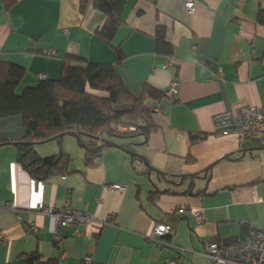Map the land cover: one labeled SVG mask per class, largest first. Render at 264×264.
<instances>
[{
	"label": "crops",
	"instance_id": "obj_1",
	"mask_svg": "<svg viewBox=\"0 0 264 264\" xmlns=\"http://www.w3.org/2000/svg\"><path fill=\"white\" fill-rule=\"evenodd\" d=\"M187 1L124 0L110 46L97 35L106 16L92 0L83 13L79 0H0V63L26 70L19 91L58 80L66 56L114 65L113 47L122 52L115 69L132 97L178 83L171 98L144 95L159 112L148 132L112 144L67 134L37 144L41 158L71 159L44 181L22 167L16 146L3 143L24 137L22 118L0 120V264H31L34 256L52 264H213L206 243L264 231V134L240 139L214 128L223 112L240 119L264 107V0H193L192 13ZM158 29L168 53L157 47ZM81 145L104 148L91 153ZM40 208L90 220L56 230ZM161 223L173 230L158 246L149 238Z\"/></svg>",
	"mask_w": 264,
	"mask_h": 264
},
{
	"label": "trees",
	"instance_id": "obj_2",
	"mask_svg": "<svg viewBox=\"0 0 264 264\" xmlns=\"http://www.w3.org/2000/svg\"><path fill=\"white\" fill-rule=\"evenodd\" d=\"M90 2L79 0L80 12L86 11ZM123 2L92 0L93 8L106 16L97 35L107 45L111 44L122 24ZM156 42L159 50L168 53L169 47L163 40L161 29H158ZM113 53L114 65H96L79 57L66 56L58 80L41 79L21 91L19 87L25 80L26 70L0 63V120L20 116L25 126L24 137L3 143L16 146L18 162L36 180L44 181L54 171L63 173L71 163L70 157L64 153L41 158L34 149L38 142L60 140L67 133L75 132L104 143L112 138H132L142 130L145 133L151 129V115L158 107L146 105L144 95L159 98L164 93L145 89L139 98L132 97L115 69L121 63L122 52L119 47H113ZM166 224L171 227L170 234L164 238L167 241L173 227L171 223ZM30 263L52 264L40 261L37 256L32 257Z\"/></svg>",
	"mask_w": 264,
	"mask_h": 264
},
{
	"label": "built area",
	"instance_id": "obj_3",
	"mask_svg": "<svg viewBox=\"0 0 264 264\" xmlns=\"http://www.w3.org/2000/svg\"><path fill=\"white\" fill-rule=\"evenodd\" d=\"M186 10H194V1L186 3ZM264 66V56L261 60ZM178 93V83L173 82L164 92L165 98H171ZM154 113H159L158 108ZM215 132L220 136L236 135L240 139H248L264 134V107L261 109L245 110L243 117L236 118L231 112H223L214 119ZM121 129V128H120ZM123 130V128L121 129ZM119 189V187H115ZM43 210V209H42ZM43 212L53 216L56 230L68 225L77 226L87 222L90 218L83 212L70 209L51 210L44 208ZM197 222H201L199 213H194ZM171 232L169 224L161 223L154 226L149 240L155 245H163V239ZM204 254L213 264H264V231L251 230L246 235L237 238L233 243L209 242L205 244ZM90 259H85L83 264H91ZM177 260H169L167 264H178Z\"/></svg>",
	"mask_w": 264,
	"mask_h": 264
},
{
	"label": "water",
	"instance_id": "obj_4",
	"mask_svg": "<svg viewBox=\"0 0 264 264\" xmlns=\"http://www.w3.org/2000/svg\"><path fill=\"white\" fill-rule=\"evenodd\" d=\"M67 135H70V136H72V137H74L75 139H77V140H79V134L78 133H75V132H70V133H67ZM81 146H83V148H85L88 152H91V153H93V152H98L99 150H101L102 148H104L103 146H101V147H98V148H95V150H89V149H87V147L86 146H84V145H81ZM104 146H112L111 144H105ZM132 156H134V157H136V158H138L139 156L138 155H136V154H134V153H130ZM140 158V157H139ZM142 159V158H141ZM226 159V158H225ZM208 169L209 168H207L206 170H204V175H206V172L208 171ZM158 174H159V176H161L162 178H164V175L163 174H161V173H159V172H157ZM169 183H171V184H174V182H171V181H168Z\"/></svg>",
	"mask_w": 264,
	"mask_h": 264
},
{
	"label": "rangeland",
	"instance_id": "obj_5",
	"mask_svg": "<svg viewBox=\"0 0 264 264\" xmlns=\"http://www.w3.org/2000/svg\"><path fill=\"white\" fill-rule=\"evenodd\" d=\"M40 143H41V142H38V143H36V145H37V144H40ZM36 145H35V146H36ZM62 179L64 180L65 177H62ZM42 209L44 210V208H40V210H39L42 214L47 215V216H50L49 214H45V213L43 212ZM47 209H50V211H51V210H60L59 208H54V209H52V208H47ZM51 217H53V216H51ZM53 218H54V217H53Z\"/></svg>",
	"mask_w": 264,
	"mask_h": 264
}]
</instances>
